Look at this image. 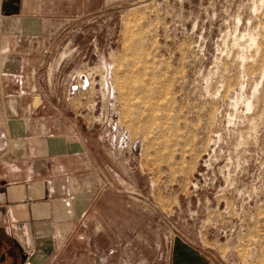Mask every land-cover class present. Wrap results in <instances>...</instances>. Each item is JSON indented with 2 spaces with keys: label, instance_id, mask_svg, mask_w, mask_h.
I'll return each instance as SVG.
<instances>
[{
  "label": "rangeland",
  "instance_id": "374dc122",
  "mask_svg": "<svg viewBox=\"0 0 264 264\" xmlns=\"http://www.w3.org/2000/svg\"><path fill=\"white\" fill-rule=\"evenodd\" d=\"M261 1L58 0L41 99L90 127L112 210L30 264H264Z\"/></svg>",
  "mask_w": 264,
  "mask_h": 264
},
{
  "label": "crops",
  "instance_id": "0c3cea01",
  "mask_svg": "<svg viewBox=\"0 0 264 264\" xmlns=\"http://www.w3.org/2000/svg\"><path fill=\"white\" fill-rule=\"evenodd\" d=\"M57 15L58 0H0V253L17 264L42 263L91 223L100 231L112 210L90 127L53 119L41 99ZM168 264L213 262L177 243Z\"/></svg>",
  "mask_w": 264,
  "mask_h": 264
},
{
  "label": "flooded vegetation",
  "instance_id": "af4514ba",
  "mask_svg": "<svg viewBox=\"0 0 264 264\" xmlns=\"http://www.w3.org/2000/svg\"><path fill=\"white\" fill-rule=\"evenodd\" d=\"M6 253H3V254L0 253V264H17L16 257L13 254H11V256H8V255L6 256Z\"/></svg>",
  "mask_w": 264,
  "mask_h": 264
},
{
  "label": "bare ground",
  "instance_id": "6f19581e",
  "mask_svg": "<svg viewBox=\"0 0 264 264\" xmlns=\"http://www.w3.org/2000/svg\"><path fill=\"white\" fill-rule=\"evenodd\" d=\"M263 1V0H262ZM261 1V2H262ZM251 33V32H250ZM257 33V32H256ZM248 34V33H247ZM259 37V36H258ZM248 41H249V44H254L255 43V39H253L252 37H250L249 39H248ZM263 44V42H262V40L261 41H259V43L257 42V46L258 47H261V45ZM248 45V44H247ZM251 46V45H250ZM255 46V45H254ZM264 88V87H263ZM257 90H256V87L255 88H253V90H252V92H251V94L252 95H257ZM245 97V96H244ZM262 100H264V98L262 99ZM235 102V101H234ZM246 102V107H247V109H249L250 107H251V101L250 100H248V101H245ZM242 103V102H241ZM258 104V103H257Z\"/></svg>",
  "mask_w": 264,
  "mask_h": 264
}]
</instances>
